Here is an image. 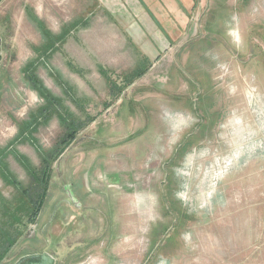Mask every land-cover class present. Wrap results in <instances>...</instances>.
Instances as JSON below:
<instances>
[{"label": "rangeland", "instance_id": "374dc122", "mask_svg": "<svg viewBox=\"0 0 264 264\" xmlns=\"http://www.w3.org/2000/svg\"><path fill=\"white\" fill-rule=\"evenodd\" d=\"M43 252L264 264V0H0V264Z\"/></svg>", "mask_w": 264, "mask_h": 264}, {"label": "water", "instance_id": "95a60500", "mask_svg": "<svg viewBox=\"0 0 264 264\" xmlns=\"http://www.w3.org/2000/svg\"><path fill=\"white\" fill-rule=\"evenodd\" d=\"M68 195L71 199V202L77 205V200L74 198V196L71 195L70 192H67V196ZM16 264H55V259L47 252H43L40 254H31L23 256L17 261Z\"/></svg>", "mask_w": 264, "mask_h": 264}, {"label": "crops", "instance_id": "0c3cea01", "mask_svg": "<svg viewBox=\"0 0 264 264\" xmlns=\"http://www.w3.org/2000/svg\"><path fill=\"white\" fill-rule=\"evenodd\" d=\"M97 176H77V179H79L80 181L79 182H81V184H80V186L84 189V194L83 195H85V194H87L88 193V191H90V189L92 188V189H95L96 190V188H95V185L94 184H92V181H97ZM69 184V187H71L73 184H71V183H68ZM89 195V194H88ZM73 196H74V194H73ZM90 196V195H89ZM74 198L77 200V202H80L79 200H78V194H77V198L74 196ZM84 202V201H83ZM81 203L80 202V204L82 205H85V203ZM91 204H93V197H92V199L89 201ZM84 208V207H83Z\"/></svg>", "mask_w": 264, "mask_h": 264}, {"label": "trees", "instance_id": "16d2710c", "mask_svg": "<svg viewBox=\"0 0 264 264\" xmlns=\"http://www.w3.org/2000/svg\"><path fill=\"white\" fill-rule=\"evenodd\" d=\"M74 136H75V133H73V135H70V136H69V139H70V140H73V139H74ZM71 138H72V139H71ZM62 143L65 144L66 142L64 141V142H62ZM45 162H46V161H45ZM46 173H47V168H46V170H44L43 179L46 178V176H45ZM44 176H45V178H44ZM43 179H42V181H43ZM42 181H40V182H42ZM35 206H37V205H35ZM32 215H35V212H34Z\"/></svg>", "mask_w": 264, "mask_h": 264}]
</instances>
